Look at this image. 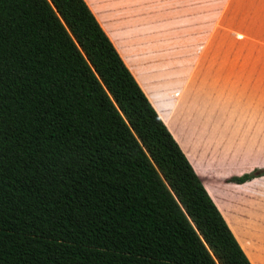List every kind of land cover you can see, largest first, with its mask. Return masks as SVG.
Wrapping results in <instances>:
<instances>
[{"label":"trees","instance_id":"16d2710c","mask_svg":"<svg viewBox=\"0 0 264 264\" xmlns=\"http://www.w3.org/2000/svg\"><path fill=\"white\" fill-rule=\"evenodd\" d=\"M0 264H252L86 0H0Z\"/></svg>","mask_w":264,"mask_h":264},{"label":"rangeland","instance_id":"374dc122","mask_svg":"<svg viewBox=\"0 0 264 264\" xmlns=\"http://www.w3.org/2000/svg\"><path fill=\"white\" fill-rule=\"evenodd\" d=\"M92 1L102 19L113 24L115 32L121 35L127 32L131 40L130 51L132 55L138 54L137 59L141 56L152 57L153 54V57L162 58L168 63L166 68L174 67V70L186 72L181 79L177 78V74L174 75L179 82L171 83L174 94L168 98L169 103L165 102L167 110L175 117L179 126L175 119L172 120L162 110L184 147L188 146L182 133L185 128L187 136L191 132L189 143L202 147V154L213 159L221 154L224 162L245 165L264 155L262 127L255 128L254 137L248 135L245 127L240 124L233 130L221 128L217 134L210 132L206 135L204 130L198 131V108H204L205 105L200 100L205 103L206 99L207 103L220 100L208 94L209 92L205 98L197 83H194L196 75L192 77L200 66L205 64L218 69L219 66L225 67L227 58L232 57L234 61L237 60L239 81L243 83L249 79L254 83L256 102L264 98V0ZM215 55L218 56V61L211 62ZM247 70L250 72L249 78ZM164 71L165 78L169 77L166 69ZM152 73L148 77L156 79L155 71ZM255 110V120L264 119L261 115L264 114V108ZM225 111L226 109L222 113L218 111L219 117ZM246 114L245 110H240L238 120L243 123L247 118ZM192 160L197 163L198 168L194 155ZM250 166L252 164L239 170ZM241 175L243 174L231 176L230 181L232 177Z\"/></svg>","mask_w":264,"mask_h":264},{"label":"crops","instance_id":"0c3cea01","mask_svg":"<svg viewBox=\"0 0 264 264\" xmlns=\"http://www.w3.org/2000/svg\"><path fill=\"white\" fill-rule=\"evenodd\" d=\"M86 1L114 42L149 100L181 145L251 263L264 264V175L244 183L230 181V177L233 175L250 172L256 167H264V155L257 161H248V164L245 165H231L229 164L230 162H224L221 154L217 155V159L203 155L202 147L189 143L191 141V132L187 136V131L182 128V133L188 144L187 147H184L165 119L162 110L172 120L175 119L167 110L165 102L169 103L168 98L174 94L171 83L173 81L175 83L179 82L174 78V75L177 74V78L181 79L185 77L186 72L182 73L180 69L174 70V67L166 68L168 63L162 58L153 57V54L152 57L141 56L140 59H137L138 54L132 55V51H130L131 40L127 32L122 35L119 32H115L113 24L108 23L106 19H102L94 2L92 0ZM216 61H218L217 55L211 62ZM236 61L232 57L227 58L225 67L219 66L218 69L204 64L199 67L197 73L194 72V75H192V77L196 75L194 83H197V87L202 92L201 94L205 95V98H207L206 93L209 92L208 94H212L214 98H217V100L219 98L220 100V102L213 101L214 104L212 102L207 103V99L206 103L200 100L205 105L204 108H198L197 117L200 120L198 131L199 129L204 130L206 135L210 132L217 134L221 128L227 131L229 129L233 130L234 127L238 128L239 124L245 127L248 135L251 134L253 137L255 136L256 127L264 129V119L256 121L254 116L255 109L263 110L264 98L256 102L254 83L249 79L243 83L239 81V69ZM165 69L167 74H169L167 78H165ZM153 71H155L156 79L152 76H150L151 78L148 77L153 74ZM246 74L247 78H249L250 72L248 70ZM225 109L223 116L219 117L220 113L218 111L222 113V110ZM240 110H245L248 113L243 123L238 120ZM249 112L252 113L249 114ZM261 115L264 116L263 113ZM175 123L178 125L176 119ZM191 126H189L190 130L192 129ZM192 155L195 156V160L198 162V168L197 163L192 160ZM250 164L252 166L249 168L239 170Z\"/></svg>","mask_w":264,"mask_h":264}]
</instances>
